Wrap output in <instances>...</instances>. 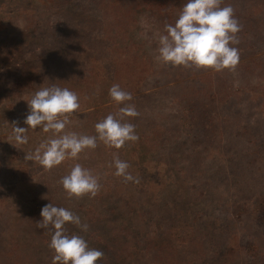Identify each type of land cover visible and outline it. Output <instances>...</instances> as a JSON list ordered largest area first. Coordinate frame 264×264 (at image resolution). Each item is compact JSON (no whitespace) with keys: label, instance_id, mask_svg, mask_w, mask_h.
I'll list each match as a JSON object with an SVG mask.
<instances>
[{"label":"rangeland","instance_id":"374dc122","mask_svg":"<svg viewBox=\"0 0 264 264\" xmlns=\"http://www.w3.org/2000/svg\"><path fill=\"white\" fill-rule=\"evenodd\" d=\"M186 2L0 0V264H52L36 224L49 203L89 225L67 227L104 252L97 264H264V0H223L249 33L233 45L234 73L155 60ZM113 84L140 113L129 118L137 142L99 143L45 171L25 156L51 133L10 139L13 122L27 127V101L52 85L79 97L66 131L96 135L119 110ZM116 151L139 184L114 175ZM77 162L99 176L96 197H66L59 181Z\"/></svg>","mask_w":264,"mask_h":264},{"label":"clouds","instance_id":"9594fccd","mask_svg":"<svg viewBox=\"0 0 264 264\" xmlns=\"http://www.w3.org/2000/svg\"><path fill=\"white\" fill-rule=\"evenodd\" d=\"M222 4L223 0H187L175 24L166 23L164 34L158 35L155 60L173 68L234 73L240 53L233 45L240 43L238 33L242 26L235 18L233 7H222ZM109 95L118 106V112L96 123V135H81L66 131L76 117L74 114L79 113L78 95L56 85L40 87L27 101L29 112L24 120L27 127L13 122L10 139L23 145L28 143L29 131L39 129L51 133L34 152L25 156V160L38 163L45 171H51L66 160H79L82 153L95 150L99 143L119 150L129 142H137L136 126L129 118L138 117L140 113L135 105L127 103L133 99L132 95L119 84H113ZM109 166L115 167L114 175L122 177L125 183H140L139 177L128 172L130 165L119 158L118 151L113 152ZM99 180L92 170L77 162L59 183L68 199L79 200L96 197L101 188ZM40 215L41 220L36 224L51 235L48 247L53 251L52 264H97L104 257V252L90 248L83 236L69 233V224L82 232L89 231V225L82 223L76 213L49 203L41 209Z\"/></svg>","mask_w":264,"mask_h":264},{"label":"trees","instance_id":"16d2710c","mask_svg":"<svg viewBox=\"0 0 264 264\" xmlns=\"http://www.w3.org/2000/svg\"><path fill=\"white\" fill-rule=\"evenodd\" d=\"M241 33L245 34V36L247 37L249 33L244 32V31H240ZM258 201H262V203L264 202V194L260 195V199ZM37 210L39 207H36ZM42 209V208H41Z\"/></svg>","mask_w":264,"mask_h":264}]
</instances>
